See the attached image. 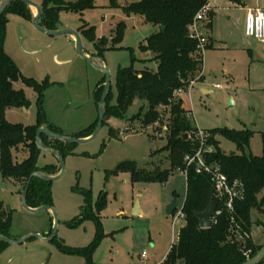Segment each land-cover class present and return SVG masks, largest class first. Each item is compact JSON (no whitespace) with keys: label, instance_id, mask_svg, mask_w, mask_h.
<instances>
[{"label":"rangeland","instance_id":"1","mask_svg":"<svg viewBox=\"0 0 264 264\" xmlns=\"http://www.w3.org/2000/svg\"><path fill=\"white\" fill-rule=\"evenodd\" d=\"M87 1L91 5L82 10L60 9L58 22L77 31L83 24L92 26L93 42L103 38L105 47L101 58L110 71L108 103L114 104L117 69L131 63L128 47L136 57L135 68H156V62L150 59L151 53L138 48L156 28L135 13L123 12L126 3L137 0ZM210 3L213 11L209 35L215 41L214 46L203 51V78L195 80L190 90L181 92L180 97L185 108L191 110L192 123L203 131L217 127L251 129L253 134L244 152L260 155V132L264 131V44L244 34V19L250 7L259 6L264 10V0H210ZM32 10L35 13V8ZM5 15L3 47L21 74L38 82L54 83L45 90L42 102L47 120L60 133L74 136L93 124L97 118L95 91L103 86L104 81H100L104 74L75 51L69 36L48 35L37 30L28 17L11 12ZM118 29H121L120 39L113 42ZM80 35L84 50L96 57L97 51L89 38ZM13 85L23 90L29 104L6 109L5 119L11 123L34 124L36 93L20 79ZM139 110L145 111V102L135 98L123 117L106 116L97 135L89 142L66 143L71 152L63 156L64 172L58 180L50 182L51 206L58 219L56 236L50 241L33 237L19 244L2 243L0 264H85L83 256L64 252L57 246L60 242L70 247H84L94 239L96 230L92 220L84 219L72 226L84 203L85 191L92 203L99 196L104 197L99 210L104 234L92 254L95 264H140L142 251L146 252L147 264L163 261L183 224L180 209L185 195V174L174 169L164 182H140L131 181L127 171H112L123 160H133L145 169L169 167L167 152L160 151L165 143L162 128L140 127V117L136 116ZM110 129L116 136H110ZM218 141L225 153L238 152L230 140L218 136ZM205 148L213 149V145L208 142ZM38 163L57 161L53 155L42 152ZM21 191L20 185L0 178V200L12 209L9 236L48 233L52 228V212L25 210L21 205ZM172 199L176 200V208L173 214H168L166 207ZM251 219V239L262 244L264 213L253 210Z\"/></svg>","mask_w":264,"mask_h":264},{"label":"trees","instance_id":"2","mask_svg":"<svg viewBox=\"0 0 264 264\" xmlns=\"http://www.w3.org/2000/svg\"><path fill=\"white\" fill-rule=\"evenodd\" d=\"M208 1L137 0L123 6L124 13H135L142 18L143 22L156 28L138 45L140 51L151 53L150 59L156 62V68L154 70L135 68L133 61L136 60V57L132 53V48L128 47L131 52V63L117 69L115 77L116 102L108 103L109 91L106 97L103 123L109 114L123 117L135 98L144 101L145 111L139 110L137 115L135 114L140 117V127L162 128L165 143L160 151H166L169 159L168 168L145 169L138 167L133 160H123L117 163L112 171L129 172L131 181L164 182L174 169L184 168V157L193 154L196 150L197 127L189 117L191 110L185 108L184 101L177 91L180 88L184 91L187 90L190 81L202 78L203 52L198 47L197 39L190 36L189 25L196 12L203 5H208ZM39 5L42 12V25L52 29L58 21L57 13L60 9L82 10L91 4L87 0L74 2L42 0ZM5 12L28 18H30V12L22 2L12 1L0 16V178L11 180L14 184L20 185L22 190L31 172L39 170L55 174L59 170L57 163L42 165L38 163L39 155L42 152L37 148L35 142V131L39 125L46 123L50 130L55 132H59V130L47 120L42 107L44 92L54 83L38 82L32 77L22 75L15 61L4 50L3 43L7 23ZM211 19L210 8L206 19L200 23L203 29L211 30ZM78 32L89 38L97 51L96 56H101L105 47L103 46L104 40L100 38L99 42H93L91 38L92 26L87 27L83 24ZM120 36L121 29H118L112 41H118ZM205 38L204 50L212 47L211 36L208 34ZM19 79L36 93V120L31 125L11 123L4 116V112L8 108L24 107L29 104L23 90L14 88L13 83ZM103 81L104 77L100 82ZM102 89L103 86L95 91L97 101ZM96 120L93 124L80 130L75 136L90 135ZM208 132L211 133L208 142L213 145V149L205 154L206 161L217 164L230 180L239 179L243 185L242 196L234 199L231 213L223 209L219 203L220 213L215 214L211 225L208 228L199 227L198 220L193 217V211H200L208 204L212 182L208 174L196 172L193 165L187 166L185 195L180 209L183 213V224L179 227L176 239L172 242L161 264H177L179 262L181 264H240L247 258L244 254L246 250H249L250 257L264 244V240L262 244L254 243L249 233L252 224L251 212L258 210L264 213V131L260 132L262 141L260 155L244 152L253 134V131L247 127L241 129L217 127L208 130ZM109 134L111 137L116 136L112 129L109 130ZM218 136L233 142L238 152L225 153L222 151L219 147ZM42 139L46 145L58 149L62 156L71 152L66 143L45 136H42ZM173 197H175L174 193ZM26 202L31 207L42 204L51 205L50 182L32 178ZM103 204V195L99 196L95 203H92L90 194L84 192V203L80 206L79 214L72 222V226L84 219L92 220L96 230L95 237L84 247H70L58 242L57 246L60 250L83 256L85 264H95L92 254L104 234L99 215ZM174 211L175 209L171 214ZM231 217L233 218L232 222ZM11 218L12 209L0 200L1 234L9 236ZM233 224L238 226L240 233L247 234L244 240L237 238L235 235L237 226ZM2 243L4 242H0V246ZM258 264H264V259Z\"/></svg>","mask_w":264,"mask_h":264},{"label":"water","instance_id":"3","mask_svg":"<svg viewBox=\"0 0 264 264\" xmlns=\"http://www.w3.org/2000/svg\"><path fill=\"white\" fill-rule=\"evenodd\" d=\"M12 1H20L28 8L30 12V19H31L32 24L40 32L48 34V35H53V36H58V35L69 36L70 43L74 46L75 51L81 57L87 60L93 67L100 70L104 74L103 89L97 101V120H96L94 129L90 135L86 137L65 135L60 132H55V131L50 130L46 123H43L36 128L35 142H36L37 148L41 152L45 154L53 155L56 158L59 171L55 174H48V173H45L39 170L31 172L27 178L24 188L21 191L20 200H21L22 207L27 211L39 212L42 210H50L53 215V218L51 221L52 228L47 235L34 232V233L25 234L19 238H12V237H9V236H6L0 233V242H4L8 244H19L33 237L38 238L42 241H50L56 236L58 219H57V215L54 209L52 208V206L48 204H42L36 207H31L26 202L27 191H28V187H29V184L32 178H39L47 182H52V181L58 180L64 172V159L60 151L56 148L46 145L43 142L42 136H46L55 141L69 143V144L85 143V142H89L90 140H92L97 135L99 129L101 128L102 123H103V118L106 112V97L110 91V71L108 67L106 66V64L104 63L101 56L95 57L85 52L83 48L81 35L77 30L71 27H68L58 21L55 23L54 28L52 29H48L44 27L41 23L42 12H41V7L38 3L32 0H0V16L4 13L5 9L10 5ZM32 8H35V13L33 12ZM218 201H219V196L215 194L213 190H211L209 202L205 206V208L200 211H196V210L193 211V217L198 220L199 227L208 228L211 225V219L217 207ZM175 208H176V200L172 199V201L166 207L167 213L171 214ZM263 259H264V244L256 251L254 255L247 257L240 264H258Z\"/></svg>","mask_w":264,"mask_h":264},{"label":"built area","instance_id":"4","mask_svg":"<svg viewBox=\"0 0 264 264\" xmlns=\"http://www.w3.org/2000/svg\"><path fill=\"white\" fill-rule=\"evenodd\" d=\"M210 10L208 5H203L195 14L192 23L189 25L190 36L195 37L198 41V47L201 51H204V45L206 43V38L202 33L201 21L205 20L207 14ZM244 34L246 36L252 37L255 40H258L261 43H264V10L261 8H249L245 14L244 19ZM195 80L190 81L187 90H190L192 84ZM215 87H220L218 84L214 85ZM185 90V91H187ZM178 93L184 92V89H178ZM208 132L203 131L200 128H196V140L197 147L193 154L186 155L184 158L185 165L184 168H179L184 174H186L187 166H195V171L198 173H206L210 177L212 182V190L215 194L219 196L218 204L221 203L223 209H226L229 213L233 210V201L236 198H240L243 193V185L239 179L230 180L225 173H223L220 167L217 164L207 162L205 159V154L212 151L210 148H205L208 145ZM217 207L214 211L213 217L215 214L220 213V209ZM183 214V213H182ZM231 222L233 218L231 217ZM237 226L236 224H233ZM235 232H238L237 238L244 240V237L247 236L246 233H240L238 226L235 227ZM246 257H249V250L244 252ZM140 264L146 263V252L142 251L140 253Z\"/></svg>","mask_w":264,"mask_h":264},{"label":"crops","instance_id":"5","mask_svg":"<svg viewBox=\"0 0 264 264\" xmlns=\"http://www.w3.org/2000/svg\"><path fill=\"white\" fill-rule=\"evenodd\" d=\"M208 5L210 6V8H211V11H213V6H212V4L210 3V0L208 1ZM256 7H258V8H261V9H263L262 7H259V6H256ZM256 7H250V8H256ZM249 9V8H248ZM202 30H203V34H204V36H206V35H208L209 34V30H207V29H203L202 28ZM211 34V33H210ZM211 36V35H210ZM211 39H212V36H211ZM214 40L212 39V47L211 48H213V46H214ZM264 44V43H263ZM86 52V51H85ZM87 53V52H86ZM88 54V53H87ZM202 78H203V75H202ZM201 78V79H202ZM203 91L204 92H207V90H204L203 89ZM135 212L136 213H138V210H137V208L135 209ZM43 235H47V233L46 234H43ZM139 257H140V254H139ZM161 264V263H160ZM177 264H181L180 262L179 263H177Z\"/></svg>","mask_w":264,"mask_h":264}]
</instances>
